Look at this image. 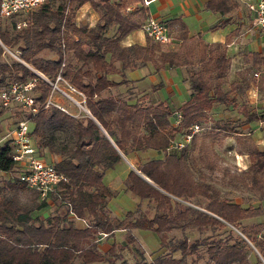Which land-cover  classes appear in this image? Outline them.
Instances as JSON below:
<instances>
[{
    "label": "trees",
    "instance_id": "16d2710c",
    "mask_svg": "<svg viewBox=\"0 0 264 264\" xmlns=\"http://www.w3.org/2000/svg\"><path fill=\"white\" fill-rule=\"evenodd\" d=\"M148 1L45 0L27 15L0 18V90L14 82L36 80L39 109L31 117L30 134L39 156L44 160L45 153L51 156L50 162L65 179L50 195L54 211L46 217L34 215L47 203L35 202L37 195L32 192L31 199L22 202L20 191L28 190L15 175L11 141L2 140L0 172L11 177L0 179V264H126L120 253L135 241L131 233L135 229L154 233L164 252L151 260L139 252L132 264H199L200 259L201 264H249L248 245L264 264V222L254 220L264 214L260 205L264 202V149L250 151L248 167L238 172L218 170L207 155L218 134L234 132L228 121L209 125L208 113L215 104L232 103L223 89L230 66L225 47L238 30L223 43L208 44L199 36L188 37L181 20L175 18L164 24L179 43L160 44L145 38L144 45L122 46L125 35L140 29L149 17L144 4ZM84 3L98 15L92 27L73 20ZM204 8L220 16L214 29L227 24L238 7L234 0H206ZM20 22L25 25L17 28ZM111 26L114 33L107 36ZM61 45L68 59L60 76L82 94L91 118L82 113L76 117L55 106L42 108L51 92L42 77L54 82ZM46 51L54 57L43 56ZM249 57L252 71L261 70L258 82H264V56ZM147 64L151 72L161 66L185 71L182 81L188 99L176 110L181 118L175 127L170 121L173 111L165 104H142L143 96L129 101L131 97L110 93L111 88L124 86L132 94L126 73ZM192 124L203 125L204 133L193 135L184 148L167 152L174 134H182ZM147 150L161 152L162 157L130 161L123 181L124 191L137 204L121 218L111 215L107 204L113 191L103 183L105 171L122 162V157L130 160L131 155ZM204 170L217 172L221 188L246 196L236 201L217 182H209ZM120 230L125 232L124 244L97 250L101 236L108 238ZM173 230L209 234L168 239Z\"/></svg>",
    "mask_w": 264,
    "mask_h": 264
},
{
    "label": "crops",
    "instance_id": "0c3cea01",
    "mask_svg": "<svg viewBox=\"0 0 264 264\" xmlns=\"http://www.w3.org/2000/svg\"><path fill=\"white\" fill-rule=\"evenodd\" d=\"M205 1L149 0L146 7L148 16L160 22L166 23L171 19L179 18L188 37L199 36L201 40L208 44L223 43L233 30H238L236 35L230 37L225 47V54L229 59L230 66L223 83V89L228 91L232 103L228 106L215 104L208 113L210 117L209 125L216 121H228L230 126L233 127L234 132L218 134V139L212 145H210L209 141L205 140V143L210 145L207 153L208 158L216 162L218 170L226 169L231 172H238L248 167L250 163L248 153L250 151L264 149V82H258L261 70L252 71V61L249 57L250 54H257L260 57L264 56V34L253 26L251 16L237 3L238 8L230 21L221 27L211 29L220 20V16L205 9ZM97 18V13L88 3H84L75 11L73 20L76 25L92 27ZM114 30V26L109 27L106 35L111 36ZM169 31L171 33V30ZM145 41L146 39L142 31L135 29L125 35L120 44L122 46L133 44L141 46L144 45ZM46 52L48 53H46L47 57H54L49 56L51 54L49 51ZM65 57L67 58L68 55ZM171 71L180 74L181 83L184 86V99L180 102L173 101L174 95L181 94L182 91L178 90L177 85L173 84L170 76ZM254 74L256 75L255 77L253 76ZM184 76L185 71L180 67L168 68L161 66L157 72H151V67L147 64L127 71L126 77L131 81V84L127 88L130 89L132 94H127L124 86H119L115 89L111 88L110 93L113 96L120 94L119 97L122 99L131 97L129 101L143 96V100H139L142 104L161 102L171 111H176L188 99L186 84L182 81ZM110 77L113 80H119L117 75ZM144 80L149 82V86H138ZM73 109L72 112H67L70 115L79 116V112ZM246 118L249 120L244 122ZM172 119L170 120L171 122ZM204 131L202 130L196 135L201 136ZM171 141H181V134H174ZM144 152L156 153V157H152L151 159H160L162 157L161 152L153 150ZM138 154L131 155L130 160L122 157V162L131 167L130 161L134 162L135 158L138 159ZM49 158L52 161V157L49 156ZM141 159L144 160L143 158ZM47 162L51 163L50 161ZM109 171L111 170L105 171L103 183L110 187L111 183H109V180L105 181V177ZM13 175L14 173H12V178ZM0 176V179H8L11 177V174L0 172ZM25 192L20 191L21 200ZM46 203L49 206L52 205L49 201ZM260 205L264 209V202H261ZM107 206L109 208V201ZM110 213L114 216L111 211ZM77 225H81V223L78 222ZM100 238L105 237L101 236Z\"/></svg>",
    "mask_w": 264,
    "mask_h": 264
},
{
    "label": "built area",
    "instance_id": "2783aa9c",
    "mask_svg": "<svg viewBox=\"0 0 264 264\" xmlns=\"http://www.w3.org/2000/svg\"><path fill=\"white\" fill-rule=\"evenodd\" d=\"M45 0H0V18L10 19L15 16L27 15L37 8H39ZM240 5L252 19L253 26L264 34V0H234ZM146 5L147 2H144ZM25 23H18L17 28L23 27ZM140 30L145 38L158 42L160 44L179 43L170 34L167 26L156 19L148 17L140 26ZM6 52L10 51L4 47ZM11 54V53H10ZM17 60L15 54H11ZM65 54L63 52V45H61V61L59 70L54 82L48 81L42 77L51 86V92L42 108L55 106L57 109L67 112L54 98V92H59L67 99H69L76 107L80 108L84 114L86 109L84 107V98L80 92L65 82L61 76L60 71L64 67ZM256 76L255 74L253 75ZM64 83L70 91L76 92L80 96V100L76 101L66 92L58 87V83ZM36 80L32 79L27 82H14L8 87L0 90V105L4 109L17 108L23 114L16 122L14 127L7 134L13 147L12 162L18 170L17 177L23 183L28 192L35 193L41 201L46 200L55 192L60 182H64V177L57 172L54 165L45 161L39 156L36 149L35 142L30 134L28 125L31 123V117L34 116L39 109V104L36 101L34 94V87ZM88 112V111H87ZM25 115V116H24ZM27 115V116H26ZM30 116V117H29ZM172 126H177L180 121V112H172ZM205 127L200 124L190 125L181 134V141H171L166 151L180 150L189 144L193 135L201 132ZM3 139H6L5 137Z\"/></svg>",
    "mask_w": 264,
    "mask_h": 264
},
{
    "label": "rangeland",
    "instance_id": "374dc122",
    "mask_svg": "<svg viewBox=\"0 0 264 264\" xmlns=\"http://www.w3.org/2000/svg\"><path fill=\"white\" fill-rule=\"evenodd\" d=\"M10 53L12 54L11 51H10ZM10 53L7 52V54L12 57V55ZM47 54L44 53L42 55L46 56ZM49 56H54V54L51 53ZM170 76L172 78L173 84L177 85L178 90L182 91L181 94L174 95L173 101L180 102L184 99V95H183L184 86L181 83V76L178 72L176 73L174 71L170 72ZM138 86L147 87V86H149V82L147 80H144L140 85L138 84ZM58 87L60 89H62L64 92H66L69 96H71L74 100L78 101L79 99H81L80 96L76 92L70 91L64 83L59 82ZM53 96H54L53 99L55 101H57V103H59L61 106H63L67 111L72 112V109L74 108L73 109L74 111L79 112V114H81V113L84 114L80 108L76 107L69 99H67L65 96H63L59 92H54ZM0 111H1V114H0V144H1L3 142L2 140H5V139H3L4 137L6 139H8L7 134L14 127V125L16 124L18 119H20L21 113L19 112V110L17 108H10V109H2L1 110V107H0ZM28 127H29L30 131L33 130V124L32 123H30L28 125ZM45 157H46L45 161H51L48 154L45 153ZM146 157H149L147 159H151L152 157H156V153L141 152L138 154V159L143 158L144 160H146ZM129 168L130 167L126 163L120 162L113 169H111V171H109V173H107V175L105 177V181L109 180V183H111L110 187L113 191V196L109 199V208L108 209H110L109 211H111L114 214V216H116L118 218H121L124 215V213H126L127 211H132L134 209L135 205L137 204V199L131 197L128 193H126L124 191L123 181H124V178L126 176L127 170ZM204 172L207 173V174L205 173L204 175H205V178H207V180L209 182H212V183L217 182L218 187L224 193L229 192L232 196H234L236 201H239V199L241 197L246 196L245 192H241V191L240 192L239 191L230 192L231 190L227 187L221 188L220 184L218 182V179L220 177H219V175H217V172H215V171L214 172H212V171L207 172L206 170H204ZM220 173L221 172H219V174ZM16 174H18L17 168H16L15 175ZM195 177H196V175H195ZM103 180H104V178H103ZM227 190H229V191H227ZM27 199H31V193H29V192L28 193L25 192L23 194L22 201L27 202ZM40 201H41V199H39L38 197L35 198V202L39 203ZM43 201H46V202L49 201L52 205L51 206L47 205L46 207H44L41 210L34 211L33 212L34 215L42 214L43 216L46 217L54 211L53 202H52L50 196L48 199L43 200ZM254 220L257 222H264V214L255 218ZM188 231H185L183 233L179 230H173L172 232H170L167 235V238L168 239L179 238L182 236V234H186L189 239H193L196 237H203L206 234H209V232L199 233L196 231H189V232ZM131 233H132L133 237L135 238V241L133 243H129L127 245V248L124 249L120 253L121 259H123L126 262V264H132L136 259H138L139 258V254H138L139 252H141L143 254V257L146 260H151L155 255H157L161 252H164V249L159 248L158 238L151 231L135 229V230H132ZM124 240H125V232L124 231H116L112 236H110L108 238H100L97 241L96 247H97V250L99 252H105V250L107 249V246L111 245L112 243L124 244ZM248 247L250 249L248 252L249 264H263L262 261L260 260V258L258 257L256 250L254 248H252L250 245H248ZM257 260H259V263L257 262ZM198 263L201 264L202 260L200 259L198 261Z\"/></svg>",
    "mask_w": 264,
    "mask_h": 264
},
{
    "label": "water",
    "instance_id": "95a60500",
    "mask_svg": "<svg viewBox=\"0 0 264 264\" xmlns=\"http://www.w3.org/2000/svg\"><path fill=\"white\" fill-rule=\"evenodd\" d=\"M20 62H22L21 60H19ZM86 115L88 116V117H90V115H89V113L86 111ZM91 118V117H90ZM232 228V227H231ZM233 229V228H232ZM238 235H240L243 239H244V237L239 233V232H237L235 229H233Z\"/></svg>",
    "mask_w": 264,
    "mask_h": 264
}]
</instances>
